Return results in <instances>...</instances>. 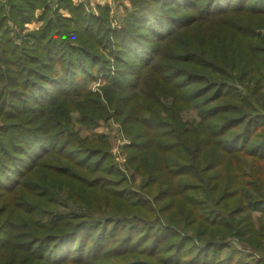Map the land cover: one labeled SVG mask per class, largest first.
<instances>
[{
	"label": "trees",
	"instance_id": "16d2710c",
	"mask_svg": "<svg viewBox=\"0 0 264 264\" xmlns=\"http://www.w3.org/2000/svg\"><path fill=\"white\" fill-rule=\"evenodd\" d=\"M129 2L115 27L109 8L0 0V264H264V0ZM76 112L115 114L144 191ZM60 191L102 215L61 213Z\"/></svg>",
	"mask_w": 264,
	"mask_h": 264
},
{
	"label": "rangeland",
	"instance_id": "374dc122",
	"mask_svg": "<svg viewBox=\"0 0 264 264\" xmlns=\"http://www.w3.org/2000/svg\"><path fill=\"white\" fill-rule=\"evenodd\" d=\"M74 1V0H73ZM88 1V0H86ZM85 1V2H86ZM92 1L91 4L86 3L85 8L88 12L98 14V7H104L110 9V17L111 22L114 24L115 27H119L120 25L124 23V19L126 17L127 12L131 10V5L129 0H90ZM75 3V1H74ZM81 3H77L79 5ZM41 14V11L38 12ZM64 15H68L67 11H62ZM120 24V25H119ZM37 26L33 25H26L25 30H22V34L32 33L35 32L37 29L40 28L41 24H36ZM112 25V24H111ZM113 26V27H114ZM35 27V29H33ZM259 32V31H258ZM264 34V31L260 32ZM19 40V39H18ZM20 41V40H19ZM104 83L101 81H96L90 85L91 89L93 91H98L99 88H102ZM112 116L106 120H99L98 124L94 127H85L79 122L80 116L79 113H73V125L75 132L78 133L79 137L82 139H87L89 141H93L98 138H104L106 139V144L109 148L110 153V163L112 166H115V168L119 171L120 174H122L127 181V183L131 184L136 190L138 191H144L143 187V179L142 177L134 171V169L129 164L130 161V154H129V147L131 145L130 138L126 135L124 132L123 126L115 119L114 113L111 112ZM182 116L186 121H194L197 120V113L195 110H186L182 112ZM1 124V123H0ZM117 179V178H115ZM59 205L57 209L64 214L67 213H81V214H89L92 215V213L97 212L101 210L102 208H96L94 211H91L89 208H83L77 204H75L68 196L66 191H60L58 196ZM92 205H102L101 202L93 201L91 202ZM171 212H169L170 214ZM168 214V215H169ZM179 216H182L181 213H178ZM101 212H97V216H101ZM255 217V215H254ZM137 224H140V222H136ZM169 225H172L169 223ZM174 228H178L181 230V232L186 231L185 228L175 226L173 224ZM187 234L192 235L193 232L187 230ZM222 236H217L219 239H222ZM227 243H233V245L238 249L239 251H243L246 254H255L256 249L253 247L245 246V244H239L240 242L236 239L226 238ZM239 242V243H238ZM257 252V251H256ZM259 254V252H257ZM244 254V253H243ZM244 254V255H246ZM228 255V252L224 251L220 257L221 259H224ZM260 255V254H259ZM247 256V255H246ZM243 258V256L237 257ZM237 260V261H238ZM244 262L247 264H253V261L248 258L244 259Z\"/></svg>",
	"mask_w": 264,
	"mask_h": 264
},
{
	"label": "crops",
	"instance_id": "0c3cea01",
	"mask_svg": "<svg viewBox=\"0 0 264 264\" xmlns=\"http://www.w3.org/2000/svg\"><path fill=\"white\" fill-rule=\"evenodd\" d=\"M74 1H75V4H76V5H77L78 2L81 3V4H86V3L91 4V2H92V1H90V0H88V1H86V0H74ZM85 1H86V2H85ZM36 24H41V22H33V23H31V24H28V25L37 26ZM33 29H35V27H34Z\"/></svg>",
	"mask_w": 264,
	"mask_h": 264
}]
</instances>
